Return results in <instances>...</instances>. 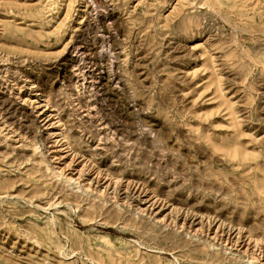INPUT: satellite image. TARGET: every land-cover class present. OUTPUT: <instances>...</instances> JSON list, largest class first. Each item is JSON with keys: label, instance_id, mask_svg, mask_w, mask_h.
<instances>
[{"label": "rangeland", "instance_id": "374dc122", "mask_svg": "<svg viewBox=\"0 0 264 264\" xmlns=\"http://www.w3.org/2000/svg\"><path fill=\"white\" fill-rule=\"evenodd\" d=\"M0 264H264V0H0Z\"/></svg>", "mask_w": 264, "mask_h": 264}]
</instances>
